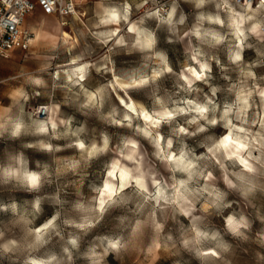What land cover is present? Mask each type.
<instances>
[{
    "label": "clouds",
    "instance_id": "9594fccd",
    "mask_svg": "<svg viewBox=\"0 0 264 264\" xmlns=\"http://www.w3.org/2000/svg\"><path fill=\"white\" fill-rule=\"evenodd\" d=\"M29 10L0 24V264H264V0Z\"/></svg>",
    "mask_w": 264,
    "mask_h": 264
},
{
    "label": "built area",
    "instance_id": "2783aa9c",
    "mask_svg": "<svg viewBox=\"0 0 264 264\" xmlns=\"http://www.w3.org/2000/svg\"><path fill=\"white\" fill-rule=\"evenodd\" d=\"M35 3V0H0V24L9 21L8 28L13 30L14 26L10 22V17H16L21 20L22 27L27 28L25 25V17L30 12L29 6ZM8 37L6 36L5 39Z\"/></svg>",
    "mask_w": 264,
    "mask_h": 264
},
{
    "label": "rangeland",
    "instance_id": "374dc122",
    "mask_svg": "<svg viewBox=\"0 0 264 264\" xmlns=\"http://www.w3.org/2000/svg\"><path fill=\"white\" fill-rule=\"evenodd\" d=\"M31 19H32V16L31 18H28V20L25 22V25L30 26ZM41 51H43V49H41ZM15 59L16 57L14 56L12 61L3 62L2 66L3 67H13V68L16 67ZM0 74H6V73H0Z\"/></svg>",
    "mask_w": 264,
    "mask_h": 264
},
{
    "label": "bare ground",
    "instance_id": "6f19581e",
    "mask_svg": "<svg viewBox=\"0 0 264 264\" xmlns=\"http://www.w3.org/2000/svg\"><path fill=\"white\" fill-rule=\"evenodd\" d=\"M28 18H31V15H26V17H25V22L28 20Z\"/></svg>",
    "mask_w": 264,
    "mask_h": 264
},
{
    "label": "crops",
    "instance_id": "0c3cea01",
    "mask_svg": "<svg viewBox=\"0 0 264 264\" xmlns=\"http://www.w3.org/2000/svg\"><path fill=\"white\" fill-rule=\"evenodd\" d=\"M29 15H31V13H29ZM26 26H28V25H26ZM29 27V26H28Z\"/></svg>",
    "mask_w": 264,
    "mask_h": 264
}]
</instances>
